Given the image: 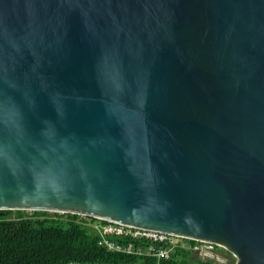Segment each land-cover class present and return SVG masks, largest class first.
I'll return each instance as SVG.
<instances>
[{
  "label": "water",
  "instance_id": "95a60500",
  "mask_svg": "<svg viewBox=\"0 0 264 264\" xmlns=\"http://www.w3.org/2000/svg\"><path fill=\"white\" fill-rule=\"evenodd\" d=\"M1 210L264 264V0H0Z\"/></svg>",
  "mask_w": 264,
  "mask_h": 264
},
{
  "label": "trees",
  "instance_id": "16d2710c",
  "mask_svg": "<svg viewBox=\"0 0 264 264\" xmlns=\"http://www.w3.org/2000/svg\"><path fill=\"white\" fill-rule=\"evenodd\" d=\"M78 215L36 211H0V264H69L72 261L102 264H216L178 250L169 259L108 251L100 235L78 222ZM95 221L94 218H90ZM110 241L137 244L109 237Z\"/></svg>",
  "mask_w": 264,
  "mask_h": 264
},
{
  "label": "built area",
  "instance_id": "2783aa9c",
  "mask_svg": "<svg viewBox=\"0 0 264 264\" xmlns=\"http://www.w3.org/2000/svg\"><path fill=\"white\" fill-rule=\"evenodd\" d=\"M78 217V222L90 226L97 231L101 238L99 244L105 246L108 251L143 255L146 257L157 258L158 261H161L163 259H169L171 255L178 250H184L191 253L193 256L196 255L203 260H211L216 264H227L228 261L222 252L224 249L210 242L192 240L173 234L142 229L120 223L106 222L98 219L92 221L90 217L86 216ZM109 237L131 239L135 240L137 244L132 242L128 244H120L110 241L108 239ZM225 252L227 251L225 250ZM69 264L102 263L72 261Z\"/></svg>",
  "mask_w": 264,
  "mask_h": 264
},
{
  "label": "rangeland",
  "instance_id": "374dc122",
  "mask_svg": "<svg viewBox=\"0 0 264 264\" xmlns=\"http://www.w3.org/2000/svg\"><path fill=\"white\" fill-rule=\"evenodd\" d=\"M26 213L28 215H33L34 211H26ZM46 213L48 215H52L53 214V212H46ZM222 252L225 255V257L228 259V261L226 260L227 261V264H235L236 260H235V258L233 256H231L230 254H228L227 252H225V250H223ZM193 258H199V257H197L196 255H194Z\"/></svg>",
  "mask_w": 264,
  "mask_h": 264
}]
</instances>
